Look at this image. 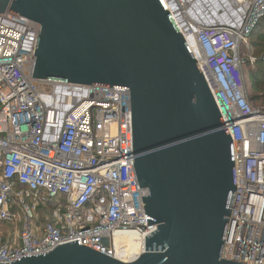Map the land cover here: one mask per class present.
I'll list each match as a JSON object with an SVG mask.
<instances>
[{"label":"built area","instance_id":"built-area-1","mask_svg":"<svg viewBox=\"0 0 264 264\" xmlns=\"http://www.w3.org/2000/svg\"><path fill=\"white\" fill-rule=\"evenodd\" d=\"M163 2L233 143L237 191L221 258L264 264V108L250 103L243 73L264 0ZM40 29L0 13V264L76 241L133 263L157 225L133 165L131 93L34 80ZM119 232L139 236L142 252H119Z\"/></svg>","mask_w":264,"mask_h":264},{"label":"water","instance_id":"water-1","mask_svg":"<svg viewBox=\"0 0 264 264\" xmlns=\"http://www.w3.org/2000/svg\"><path fill=\"white\" fill-rule=\"evenodd\" d=\"M40 24L33 79L129 90L133 165L157 230L128 264L221 258L237 191L233 143L163 0H0ZM11 264H127L79 241Z\"/></svg>","mask_w":264,"mask_h":264},{"label":"trees","instance_id":"trees-1","mask_svg":"<svg viewBox=\"0 0 264 264\" xmlns=\"http://www.w3.org/2000/svg\"><path fill=\"white\" fill-rule=\"evenodd\" d=\"M249 44L256 51V55L254 52L252 55L255 59L257 71L251 72L249 75L252 93L248 98L254 107H257L255 104H262V107L257 108H264V17L250 36Z\"/></svg>","mask_w":264,"mask_h":264},{"label":"bare ground","instance_id":"bare-ground-1","mask_svg":"<svg viewBox=\"0 0 264 264\" xmlns=\"http://www.w3.org/2000/svg\"><path fill=\"white\" fill-rule=\"evenodd\" d=\"M116 244L120 251L126 249L128 254H139L143 249V242L141 238L132 233L119 232L116 234ZM126 247V248H125Z\"/></svg>","mask_w":264,"mask_h":264},{"label":"rangeland","instance_id":"rangeland-1","mask_svg":"<svg viewBox=\"0 0 264 264\" xmlns=\"http://www.w3.org/2000/svg\"><path fill=\"white\" fill-rule=\"evenodd\" d=\"M250 47H251V44H250ZM251 50H252V54L254 52V54L256 55V51L254 49H252V47H251ZM244 58H245V55H244ZM255 71H257L256 63L251 64L250 62H247L243 66L244 79H245V83H246V93H247L248 97H250V95L252 93V87H251V85L249 83V75H250L251 72H255ZM255 105H257V107H262L263 106L262 104H255Z\"/></svg>","mask_w":264,"mask_h":264}]
</instances>
